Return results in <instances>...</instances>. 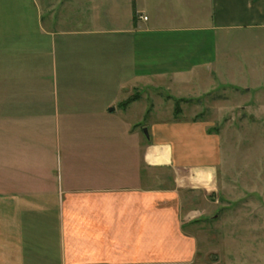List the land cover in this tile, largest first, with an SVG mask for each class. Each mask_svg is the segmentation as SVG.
Listing matches in <instances>:
<instances>
[{
  "label": "crops",
  "instance_id": "0c3cea01",
  "mask_svg": "<svg viewBox=\"0 0 264 264\" xmlns=\"http://www.w3.org/2000/svg\"><path fill=\"white\" fill-rule=\"evenodd\" d=\"M57 1L62 6L66 0ZM143 1L131 0L128 4L127 0H98L97 4L106 2L100 7L105 12L100 13L99 6L92 8L91 24L114 28L94 35L79 32L102 36L91 39L88 46L91 81H100L99 75L107 68L106 82L111 75L118 82L117 90L125 96L141 88L142 83L184 89L196 86L200 75L217 67L222 46L233 35L264 30V0ZM41 2L46 9L48 0ZM65 3L73 5L75 0ZM90 3L93 5L94 0ZM70 21L72 18L64 20L65 24ZM98 61L109 64L104 68V62H100L101 67ZM94 84L93 92L109 91ZM99 98L101 95L90 98L95 109L103 107ZM59 120L62 134L51 145L53 149L58 144L55 153L41 142L46 137L44 131L41 133V119H35L38 131L28 129L23 134L28 141L22 153L26 163L7 167L19 171L15 178H20L4 180L5 189L14 191L0 193L6 224L0 229V264L193 263L199 240L187 228L202 214L190 212V201L179 190L141 188V149L132 120ZM164 127L182 130L175 124ZM186 128L206 141L201 124H187ZM158 130L152 134L155 146L149 148L148 168H155L156 159L162 166L170 163L173 168L179 145L163 139ZM114 137L117 141L111 140ZM47 149L52 153L48 158ZM184 154L189 156L188 148ZM176 166V187L182 183L179 173L190 172L200 178L216 168Z\"/></svg>",
  "mask_w": 264,
  "mask_h": 264
},
{
  "label": "rangeland",
  "instance_id": "374dc122",
  "mask_svg": "<svg viewBox=\"0 0 264 264\" xmlns=\"http://www.w3.org/2000/svg\"><path fill=\"white\" fill-rule=\"evenodd\" d=\"M54 1L48 0L44 9L41 0H0V193L14 191L5 189L4 180L20 178H15L20 173L7 167L26 163L22 153L28 141L23 134L38 131L35 119H41L46 137L41 142L53 153L58 144L53 149L51 145L62 134L56 119H131L141 149V188L179 190L190 201V212L202 214L187 228L199 240L191 264H264V30L233 35L223 44L217 67L200 75L196 86L142 83L125 96L111 75L106 82L108 61H103L107 72L103 69L101 80L91 81L88 46L91 39L102 36L79 34L114 28L90 22L92 8L99 6L100 13L105 12L100 7L106 2L75 0L68 6L65 2L71 0H66L61 6ZM69 18L71 24H65ZM61 30L68 33L60 34ZM93 84L109 91L93 92ZM93 95H101L102 108L91 106ZM167 124L182 130H168ZM187 124L205 127L206 141L188 131ZM154 130L179 145L177 165L216 168L200 178L179 173L182 183L176 187L179 166H162L156 159L155 168H148ZM187 148L189 156L184 154ZM4 211L0 207V229L6 227Z\"/></svg>",
  "mask_w": 264,
  "mask_h": 264
},
{
  "label": "water",
  "instance_id": "95a60500",
  "mask_svg": "<svg viewBox=\"0 0 264 264\" xmlns=\"http://www.w3.org/2000/svg\"><path fill=\"white\" fill-rule=\"evenodd\" d=\"M112 110H113V109H110L109 111L113 112ZM144 133H145V136L147 137V139L149 140L150 137L148 136V131H147V129H145Z\"/></svg>",
  "mask_w": 264,
  "mask_h": 264
},
{
  "label": "built area",
  "instance_id": "2783aa9c",
  "mask_svg": "<svg viewBox=\"0 0 264 264\" xmlns=\"http://www.w3.org/2000/svg\"><path fill=\"white\" fill-rule=\"evenodd\" d=\"M143 19V18H142ZM144 20L146 21L147 19L146 18H144Z\"/></svg>",
  "mask_w": 264,
  "mask_h": 264
}]
</instances>
